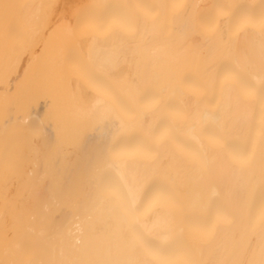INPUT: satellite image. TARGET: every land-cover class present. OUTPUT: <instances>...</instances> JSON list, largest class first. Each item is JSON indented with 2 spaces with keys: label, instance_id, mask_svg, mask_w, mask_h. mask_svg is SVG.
<instances>
[{
  "label": "bare ground",
  "instance_id": "6f19581e",
  "mask_svg": "<svg viewBox=\"0 0 264 264\" xmlns=\"http://www.w3.org/2000/svg\"><path fill=\"white\" fill-rule=\"evenodd\" d=\"M0 264H264V0H0Z\"/></svg>",
  "mask_w": 264,
  "mask_h": 264
}]
</instances>
